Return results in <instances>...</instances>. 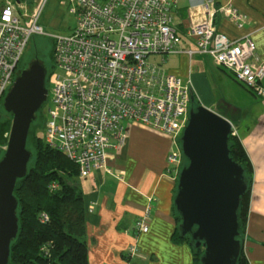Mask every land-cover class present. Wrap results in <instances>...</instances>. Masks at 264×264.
I'll use <instances>...</instances> for the list:
<instances>
[{
  "label": "built area",
  "instance_id": "1",
  "mask_svg": "<svg viewBox=\"0 0 264 264\" xmlns=\"http://www.w3.org/2000/svg\"><path fill=\"white\" fill-rule=\"evenodd\" d=\"M68 1L77 16L76 27L70 34H48L40 24L48 0H40L32 15L21 13L14 0H0V105L32 36H51L55 68L47 86L44 141L72 160L80 177L108 170L111 149L127 140V121L180 140L189 118L192 84L164 66L168 55H209L264 97V58L252 36L231 37L217 27L219 14L243 24L245 14L231 3L216 9L213 0H201L206 16L182 34L173 18L177 0ZM167 160L169 171L178 177L184 161L180 145ZM93 209L94 204L89 205L88 210ZM151 211L148 205L135 221L131 256L139 252L140 235L149 230Z\"/></svg>",
  "mask_w": 264,
  "mask_h": 264
},
{
  "label": "crops",
  "instance_id": "2",
  "mask_svg": "<svg viewBox=\"0 0 264 264\" xmlns=\"http://www.w3.org/2000/svg\"><path fill=\"white\" fill-rule=\"evenodd\" d=\"M213 2L216 9L231 3L245 14L241 26L219 14L217 27L231 37L250 34L264 58V0ZM200 4L201 0H177L173 18L180 33L206 16ZM172 55L178 62L169 69L191 80L192 93L200 104L231 120L252 162L250 209L242 240L250 263L264 264V97L226 72L239 84L228 99L215 76L209 75L211 56ZM126 131V142L111 149L108 170L76 180L85 194L89 264H195L191 243L172 239L177 228V177L169 171L167 158L180 140L136 121H127ZM91 204L94 209L89 211ZM148 205L150 227L139 237V252L131 256L128 249L136 240L134 224Z\"/></svg>",
  "mask_w": 264,
  "mask_h": 264
},
{
  "label": "water",
  "instance_id": "3",
  "mask_svg": "<svg viewBox=\"0 0 264 264\" xmlns=\"http://www.w3.org/2000/svg\"><path fill=\"white\" fill-rule=\"evenodd\" d=\"M46 69L36 61L19 75L5 97L13 113L7 148L0 158V264H8L19 230L15 187L28 172L32 152L28 137L36 113L48 99ZM195 104L180 137L185 163L177 177L174 205L183 236L204 247L202 264H238L244 247L239 209L248 190L245 168L231 156L233 123L217 111Z\"/></svg>",
  "mask_w": 264,
  "mask_h": 264
},
{
  "label": "trees",
  "instance_id": "4",
  "mask_svg": "<svg viewBox=\"0 0 264 264\" xmlns=\"http://www.w3.org/2000/svg\"><path fill=\"white\" fill-rule=\"evenodd\" d=\"M53 66L55 68L54 55ZM46 80L47 77L45 84L48 86ZM198 104L200 103L195 97L194 105ZM33 139L32 146L38 150L35 160L31 157L27 174L18 179L15 187L19 230L11 243L8 264H89L85 194L76 180L66 172L75 169L79 176V169L64 153L49 147L44 141V135L34 134ZM38 142L41 143L42 150L39 149ZM229 146L233 159L245 168L248 183V190L242 197L238 212L242 238L250 209L253 166L236 134H231ZM52 182H57L58 188L52 189ZM174 209L177 228L172 236L173 241L190 242L194 250L195 264H202L204 247H196L191 235L181 234L178 224L181 217L175 205ZM44 214L47 215L46 218ZM238 264H251L244 247Z\"/></svg>",
  "mask_w": 264,
  "mask_h": 264
},
{
  "label": "rangeland",
  "instance_id": "5",
  "mask_svg": "<svg viewBox=\"0 0 264 264\" xmlns=\"http://www.w3.org/2000/svg\"><path fill=\"white\" fill-rule=\"evenodd\" d=\"M18 5L20 12H27L32 15L36 10L40 0H14ZM71 5L68 0H48L46 7L41 15L40 24L44 27V30L48 34H70L77 25V16L70 11ZM53 51L54 42L51 36L44 34H34L31 38L27 49L19 63V75L26 68L36 61H39L46 69L47 84L51 73L53 72ZM206 55V54H203ZM177 56V55H176ZM164 66L168 69L177 64V58L173 55H168ZM153 60L159 61L160 56H152ZM213 64L208 68L210 76H215L219 84L225 91V96L229 99L232 93L238 91V83L224 70L223 68L215 65V62L211 61ZM179 64V63H178ZM225 71V72H224ZM229 73V72H228ZM230 74V73H229ZM227 76V77H226ZM219 78V79H218ZM228 78V80H227ZM46 79V78H45ZM47 102H45L43 109H41L35 115V119L32 123V128L29 135V146L28 149L32 151L33 161L35 160V153L38 151L33 148V136L34 134H39L41 136L45 133V121L47 119L46 112ZM191 107V106H190ZM2 115L0 117V158L5 152L8 144L9 133L12 125L13 113L8 112L3 106L0 109ZM219 113V112H218ZM223 115V114H222ZM39 149L42 150L41 143L38 142ZM185 160L183 161V165ZM70 174L72 179L78 180L80 177L77 176L76 171L72 169L66 171ZM181 217V216H180ZM182 218L179 225L181 224ZM190 235V234H189Z\"/></svg>",
  "mask_w": 264,
  "mask_h": 264
},
{
  "label": "flooded vegetation",
  "instance_id": "6",
  "mask_svg": "<svg viewBox=\"0 0 264 264\" xmlns=\"http://www.w3.org/2000/svg\"><path fill=\"white\" fill-rule=\"evenodd\" d=\"M19 67H20V66H18L17 69H16V71H15V79L19 76ZM3 106H4V104H1V105H0V109H1ZM1 115H2V113H1V111H0V117H1Z\"/></svg>",
  "mask_w": 264,
  "mask_h": 264
}]
</instances>
